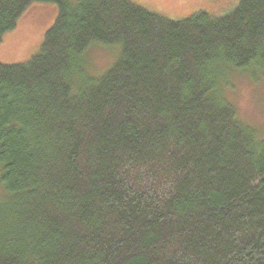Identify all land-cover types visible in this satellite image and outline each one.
<instances>
[{"label": "trees", "instance_id": "1", "mask_svg": "<svg viewBox=\"0 0 264 264\" xmlns=\"http://www.w3.org/2000/svg\"><path fill=\"white\" fill-rule=\"evenodd\" d=\"M33 3L38 51L0 63V264H264V132L227 96L263 78L264 0H0V42Z\"/></svg>", "mask_w": 264, "mask_h": 264}, {"label": "rangeland", "instance_id": "2", "mask_svg": "<svg viewBox=\"0 0 264 264\" xmlns=\"http://www.w3.org/2000/svg\"><path fill=\"white\" fill-rule=\"evenodd\" d=\"M145 9L171 19H182L199 10L224 14L236 0H132ZM56 8L50 3H33L21 15L15 29L6 33L0 42V63L16 64L28 60L35 54L42 41L44 32L52 25ZM89 52L93 67L91 76H98L115 59V51L99 47ZM96 50V51H94ZM98 54V55H97ZM109 55V56H108ZM251 73L245 77L237 76L227 96L235 106L238 117L247 124L264 132V75ZM264 136V133L261 134Z\"/></svg>", "mask_w": 264, "mask_h": 264}, {"label": "bare ground", "instance_id": "3", "mask_svg": "<svg viewBox=\"0 0 264 264\" xmlns=\"http://www.w3.org/2000/svg\"><path fill=\"white\" fill-rule=\"evenodd\" d=\"M97 50V49H96ZM96 50H94V51H96ZM99 51V50H98Z\"/></svg>", "mask_w": 264, "mask_h": 264}]
</instances>
